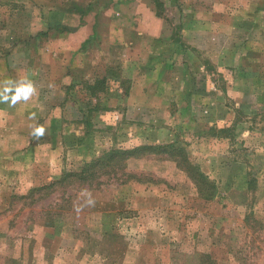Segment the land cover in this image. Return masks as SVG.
Segmentation results:
<instances>
[{"label": "rangeland", "instance_id": "obj_1", "mask_svg": "<svg viewBox=\"0 0 264 264\" xmlns=\"http://www.w3.org/2000/svg\"><path fill=\"white\" fill-rule=\"evenodd\" d=\"M90 10L103 41L114 22L161 31L160 47L143 32L136 46L139 61L152 48L161 52L167 96L162 103L150 91L142 103L146 90L137 87L127 104L124 52L108 51L103 91L74 92L41 139L0 153V264H264V0H0V49ZM3 106L6 116L19 109ZM33 109L42 123L46 107ZM33 124L8 118L11 134L0 147ZM174 140L214 183L211 200L155 156L130 159L97 185L28 193L109 149Z\"/></svg>", "mask_w": 264, "mask_h": 264}, {"label": "crops", "instance_id": "obj_2", "mask_svg": "<svg viewBox=\"0 0 264 264\" xmlns=\"http://www.w3.org/2000/svg\"><path fill=\"white\" fill-rule=\"evenodd\" d=\"M96 18L93 10H90L86 14L78 16L74 14L72 19L50 20L44 23V31L41 29L42 34L46 32L45 35L39 36V33H34L26 38L21 37L19 39L17 37L14 40L15 46L12 51L8 50L7 53L0 49V91L10 86L3 84L4 81L11 80L15 82L22 77L30 79L36 88V94L27 102L21 101L15 105L20 110H16L17 113L12 116H6L1 113L3 105L9 103H0V123L2 127L0 129V138H6L7 134H11L7 132L6 121L12 117L19 121L29 122L32 121L29 116L35 114L36 119L33 120L35 124L36 122L37 124L40 123L47 129L51 127V119L59 118L60 108L67 104L71 105V98H74V92L78 93L80 91V93L83 92L84 94L83 86L87 87L96 79H101L104 73L101 67L104 62L106 63L105 57L109 56L108 51L112 53L122 49V52H124L121 59L124 62V67L118 71L120 74L124 72L126 80L129 81L128 91L126 96H124L127 104L132 101L133 93L131 91H134L137 87L140 90H146L142 103L151 102L150 91L152 97H158L164 103L167 95H164L163 89L165 90V88L163 87L166 85L165 74L168 68L163 65L164 61L162 60L161 52L152 48L150 51H146L145 60L139 61L137 54L140 55L143 51L140 52V48L136 46L137 39L144 36L148 38L149 42L154 38L158 45L156 47H160L161 40H158V38H161V31L147 33L139 29L135 23L130 22L122 28L120 23L114 22L110 24L113 28L109 26L107 36L109 38L103 41L101 31L98 29L99 21ZM117 32H119L118 36L116 35ZM142 32L144 34L140 36ZM120 33L122 35L127 34L125 41ZM146 33L154 37L149 38L145 36ZM104 42L105 45L103 46ZM12 54L13 57L11 56ZM115 64L118 65L117 63ZM154 65H157V67L155 66V70L150 73L148 70ZM147 67H149L148 70ZM98 68L99 71L97 72ZM113 83L111 82V84ZM115 89L117 90V86H115ZM34 106L46 107V118L41 117L42 123L41 121L39 122V117H36L39 110L35 111L33 109ZM24 107H28L26 113L24 112L26 110ZM30 132H18V134L9 135V138L13 139L9 142L11 145L8 147L5 141L0 147V153H16L18 151L21 153L22 151L20 150L32 142L30 139L33 137ZM50 132L53 133V129ZM21 143H25V147H19L18 144ZM48 148L46 150L47 156L51 153Z\"/></svg>", "mask_w": 264, "mask_h": 264}, {"label": "trees", "instance_id": "obj_3", "mask_svg": "<svg viewBox=\"0 0 264 264\" xmlns=\"http://www.w3.org/2000/svg\"><path fill=\"white\" fill-rule=\"evenodd\" d=\"M158 5L157 3L156 6L158 7ZM156 16L159 17L160 15L156 14ZM103 84L104 78L96 79L91 85L85 86L84 90L87 92L88 97H93L98 92L103 91ZM86 105H89V103ZM226 130L227 129L224 128L219 129L218 133H223ZM145 156L162 157L172 162L174 167L191 182L200 199L211 200L215 196L216 188L214 183L190 160L183 144L176 140L159 145H139L130 149H109L88 162H83L77 170L63 172L59 178L49 182L47 185L31 188L28 193H38L43 190H49L73 182L80 185H89L95 182L97 185L98 183H96V180L100 176L115 175L117 172L124 170L125 163L128 160L139 159ZM130 178H133V176H130ZM135 180L136 182H143V180L139 178ZM44 224L52 226L53 220L48 219Z\"/></svg>", "mask_w": 264, "mask_h": 264}, {"label": "clouds", "instance_id": "obj_4", "mask_svg": "<svg viewBox=\"0 0 264 264\" xmlns=\"http://www.w3.org/2000/svg\"><path fill=\"white\" fill-rule=\"evenodd\" d=\"M3 84L10 86L5 87L3 91H0V103H9L10 106H15L21 101L27 102L33 95L36 94L34 83L27 77H22L20 80L15 82L6 80ZM29 119L35 120V114L29 116ZM30 128L32 129L30 135L36 140L41 139L45 134V129L42 125L33 124L30 125ZM94 203L95 201L91 199L89 194V198L86 200V205L92 206ZM76 210L80 211L82 209L77 208Z\"/></svg>", "mask_w": 264, "mask_h": 264}]
</instances>
